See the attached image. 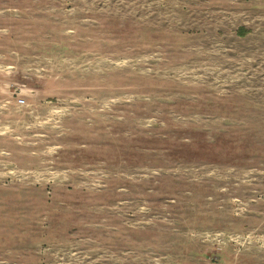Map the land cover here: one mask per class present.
I'll return each mask as SVG.
<instances>
[{
    "label": "rangeland",
    "instance_id": "obj_1",
    "mask_svg": "<svg viewBox=\"0 0 264 264\" xmlns=\"http://www.w3.org/2000/svg\"><path fill=\"white\" fill-rule=\"evenodd\" d=\"M0 264H264V0H0Z\"/></svg>",
    "mask_w": 264,
    "mask_h": 264
}]
</instances>
